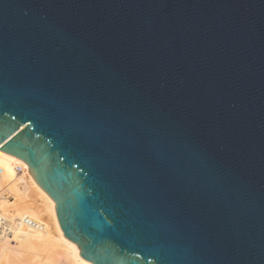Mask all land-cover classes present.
I'll return each mask as SVG.
<instances>
[{
	"label": "water",
	"instance_id": "obj_1",
	"mask_svg": "<svg viewBox=\"0 0 264 264\" xmlns=\"http://www.w3.org/2000/svg\"><path fill=\"white\" fill-rule=\"evenodd\" d=\"M0 152L90 264H264V0H0Z\"/></svg>",
	"mask_w": 264,
	"mask_h": 264
},
{
	"label": "bare ground",
	"instance_id": "obj_2",
	"mask_svg": "<svg viewBox=\"0 0 264 264\" xmlns=\"http://www.w3.org/2000/svg\"><path fill=\"white\" fill-rule=\"evenodd\" d=\"M16 165L23 168L20 176L15 171ZM0 172V190L5 189L12 195V200L6 202L7 206L2 202L0 209L5 214L12 212L15 217H27L45 225L43 231L18 227L10 234L0 236V264H47L49 260L52 263L51 251L56 247H61L62 251L56 253L59 258L54 259L55 264H90L80 258L77 246L63 237L56 220L54 203L36 185L27 165L0 152ZM29 189L42 201L41 205L29 196ZM47 214L51 217V225L56 232L53 234L56 236L51 234L48 222L43 220Z\"/></svg>",
	"mask_w": 264,
	"mask_h": 264
},
{
	"label": "built area",
	"instance_id": "obj_3",
	"mask_svg": "<svg viewBox=\"0 0 264 264\" xmlns=\"http://www.w3.org/2000/svg\"><path fill=\"white\" fill-rule=\"evenodd\" d=\"M15 171L17 174L21 175L23 172V168L20 165L15 166ZM0 177H1V172H0ZM0 190V194H1ZM2 198L0 196V202ZM1 207V205H0ZM27 228V229H32V230H38V231H43L45 225L41 222H37L34 220H31L27 217H15L12 214H5L1 209H0V236H5L10 234L11 230H14L16 228Z\"/></svg>",
	"mask_w": 264,
	"mask_h": 264
},
{
	"label": "rangeland",
	"instance_id": "obj_4",
	"mask_svg": "<svg viewBox=\"0 0 264 264\" xmlns=\"http://www.w3.org/2000/svg\"><path fill=\"white\" fill-rule=\"evenodd\" d=\"M20 176V175H19ZM5 190V189H4ZM4 190H1L2 192H1V194H0V196H1V198H2V200H1V202H0V205L2 206V202H3V204L4 205H6L7 206V203L6 202H9V201H11L12 200V195H11V193L10 192H8L7 190L6 191H4ZM29 196L33 199V200H35V201H37V203L38 204H40L42 201L38 198V196L35 194V192L34 191H32V190H30L29 189ZM42 204V203H41ZM40 204V205H41ZM5 209V208H4ZM7 210V209H6ZM12 212H10V214H11ZM48 216V217H47ZM47 216H46V218H43V220L44 221H46V222H48L47 224H49L48 226H49V231H51V234L53 235V236H56V234H53V233H56L55 232V230H54V227H53V225H51L52 224V220H51V217L47 214ZM47 218H48V220H47ZM52 226V227H51ZM53 231V232H52ZM13 244V243H12ZM62 251V249H61V247H56V248H54V249H52V251H51V257H52V263H50V260H49V262H47V264H55V261H54V259H58L59 258V256L57 255L56 256V253L57 252H61ZM54 262V263H53ZM25 264H28V262H24ZM23 263V264H24Z\"/></svg>",
	"mask_w": 264,
	"mask_h": 264
}]
</instances>
